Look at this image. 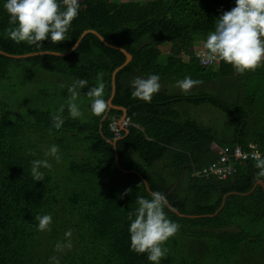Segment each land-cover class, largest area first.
<instances>
[{
	"label": "trees",
	"instance_id": "1",
	"mask_svg": "<svg viewBox=\"0 0 264 264\" xmlns=\"http://www.w3.org/2000/svg\"><path fill=\"white\" fill-rule=\"evenodd\" d=\"M5 2L0 0V50L7 54L64 53L86 30L103 38L87 33L64 57L0 54V60L38 61L43 69L66 80L67 89L75 80L86 79L88 85L79 90L82 96L102 81L108 100L112 72L126 60L121 50L129 54L131 61L115 76L112 105L124 108L135 126L117 136L110 125L123 112L108 108L95 117L90 105L86 119L71 118L65 107L59 130L52 127L54 112L49 110L0 119V264H50L52 256L60 264H151L146 254L130 251L128 232V213L136 208V198H150L151 191L167 197L165 212L180 225L182 234L185 225L200 228L206 236L229 245L237 264H264V237L242 228L243 222L264 224V189L256 185L264 178L257 177L255 161L238 162L236 173L225 180L192 174L217 158L213 143L244 148L254 143L264 149V66L241 76L222 61L202 68L194 56L196 45L202 48L214 30L215 19L235 7V0H79L69 39L57 44L48 39L40 42L42 48L8 38ZM161 44H169L170 52L162 54ZM137 73L143 78L157 74L162 83L190 76L202 80L203 89H218L220 97L205 91L168 94L161 89L151 102H144L132 97L130 76ZM0 78L5 79L4 74ZM183 103L217 108L225 114L230 131L219 133L183 118L176 109ZM52 141L63 145L69 162L60 178H55L58 168L45 156V147ZM34 159L52 164L51 170L41 169L43 181L32 179ZM157 163L164 166L160 172L154 170ZM120 168L139 174L123 173ZM126 189L131 190L121 196ZM38 214H51L50 231L36 230ZM232 227L237 230H229ZM68 229L72 247L60 255L55 245L64 241ZM165 247L168 252L160 264H173L180 253L171 251L167 243Z\"/></svg>",
	"mask_w": 264,
	"mask_h": 264
},
{
	"label": "clouds",
	"instance_id": "2",
	"mask_svg": "<svg viewBox=\"0 0 264 264\" xmlns=\"http://www.w3.org/2000/svg\"><path fill=\"white\" fill-rule=\"evenodd\" d=\"M3 8L9 17V27L6 29L8 38L17 44L25 42L41 47L40 42L48 39L52 44L69 39L67 33L72 21L79 15L80 3L79 0H6ZM215 20L214 30L209 32L202 46V56L206 63L222 61L231 65L241 76L264 66V0H235V7L224 11ZM159 81L160 77L157 74H151L146 78L139 76L133 78L130 81L132 97L151 102L153 96L160 90ZM201 84L202 80L185 76L177 81L176 87L187 95L191 89ZM87 85L86 79H77L67 89L70 94L67 110L73 119L83 115L76 101L80 96L79 90ZM85 95L90 100V111L93 116L100 117L108 110L109 103L104 98L105 84L102 81L88 88ZM63 111L64 105H61L60 109L51 115L52 127L56 130L64 123ZM51 132L52 128L49 129L50 135ZM45 156L52 157L57 163L61 162L59 146L51 145ZM253 158L254 166L258 170L257 177L264 178V156L256 153ZM30 163L33 181H43L45 173L41 169L52 168L47 159H34ZM130 190L126 189L121 196L127 195ZM135 203L136 208L128 213L130 251L146 254L151 264H160L168 252L165 244L178 233L180 225L171 220L165 212L168 200L162 192L151 191L150 198L137 197ZM35 220L38 221L37 231L51 230V214H38ZM71 236L72 230L68 229L64 233V241H58L54 250L61 253L65 249L70 250ZM50 264H60L59 258L50 257Z\"/></svg>",
	"mask_w": 264,
	"mask_h": 264
},
{
	"label": "rangeland",
	"instance_id": "3",
	"mask_svg": "<svg viewBox=\"0 0 264 264\" xmlns=\"http://www.w3.org/2000/svg\"><path fill=\"white\" fill-rule=\"evenodd\" d=\"M159 48L162 54L170 52L169 44H161ZM196 48H200V45H196ZM186 59L184 58V60ZM0 73L4 74L5 77V79L0 78L1 120H14L18 116L35 110L57 112L61 105H64V108L67 107L70 95L67 93L68 82L56 74L43 69L38 61L1 59ZM138 76L141 77L138 73L130 76V81ZM125 79L129 80V77H125ZM159 83L161 86L160 90L164 89L168 94H183L176 87L177 82L170 83L166 81ZM201 91L220 97L218 89L213 90L207 87L203 89L200 86L194 87L188 94L197 95ZM76 103L83 113L81 118L86 119L88 117V109L86 107L90 105V100L87 96L80 95ZM176 109L179 110L183 118L193 119L205 127L216 129L219 133L230 131V128L226 126L227 119L225 114L209 104L194 106L189 103H183L178 105ZM28 121L32 122L33 120L28 119ZM32 139L36 140L38 138L32 136ZM51 145L59 146L61 162L57 163L52 157H48V160L53 162L58 168V172H53L55 178H60L69 166L67 155L65 154L66 150L62 144L52 141L51 144L46 145L47 151ZM217 147V144H212L213 150ZM163 167V164L157 163L154 166V170L160 172ZM242 228L250 231L252 235L264 237V224L252 226L247 222H243ZM182 229H184V234L179 229L178 233L167 241V244L173 247L171 251L180 253V256L176 258L173 264H237V257L226 243L220 242L216 237L206 236L205 232L200 228L193 229L185 225ZM229 230L236 231L237 228L232 227ZM66 252L64 250L62 253L60 252V255Z\"/></svg>",
	"mask_w": 264,
	"mask_h": 264
},
{
	"label": "built area",
	"instance_id": "4",
	"mask_svg": "<svg viewBox=\"0 0 264 264\" xmlns=\"http://www.w3.org/2000/svg\"><path fill=\"white\" fill-rule=\"evenodd\" d=\"M202 48H198L194 51V56L198 60L199 65L202 68H209L216 63H206L202 56ZM133 125L128 118L114 120L111 123V130L115 135H119L120 131L128 126ZM135 126V125H133ZM217 154V158L209 165L195 170L192 174L199 178H215L218 180H225L233 176L236 171V164L241 161H255L254 156L259 153L264 156V149H260L256 144L250 143L247 148L240 145L234 146H219L214 150Z\"/></svg>",
	"mask_w": 264,
	"mask_h": 264
},
{
	"label": "water",
	"instance_id": "5",
	"mask_svg": "<svg viewBox=\"0 0 264 264\" xmlns=\"http://www.w3.org/2000/svg\"><path fill=\"white\" fill-rule=\"evenodd\" d=\"M87 33H93V34H96L94 31H91V30H86L84 32L81 33L80 37L78 38V40L76 41V43L73 45V47L67 51V52H64V53H58V52H52V51H43V52H35V53H29V54H21V55H11V54H7L3 51L0 50V54L2 55H5V56H8V57H11V58H26V57H31V56H34V55H42V54H51V55H57V56H61V57H64V56H67L69 55L70 53H72L76 47L78 46V44L80 43L81 39L85 36V34ZM100 40L103 41V38L101 36H99L98 34H96ZM110 46V45H109ZM112 48H116V47H113L111 46ZM118 49V48H116ZM125 56H126V60L123 62L122 65H120L119 67H117L113 72H112V75H111V95L110 97L108 98V103H109V108H114V109H119L123 112L122 116H121V119H125L126 118V113H125V110L124 108L122 107H116L114 105H112V99L114 97V94H115V76L117 74L118 71H120L121 69H123L127 64H129V62L131 61V56L127 53H125L123 50H121ZM115 142L116 140H114V145H115ZM115 151V149H114ZM115 160H116V165H118V161H117V154H116V151H115ZM120 170L124 173V172H127V173H135V174H139L137 171L135 170H131V171H127V170H124L122 168H120ZM145 184V187L146 189L148 190V185L147 183H144ZM256 185H260L263 187L264 189V182L259 180L256 182ZM175 213H177V211H174ZM181 216V215H180Z\"/></svg>",
	"mask_w": 264,
	"mask_h": 264
}]
</instances>
